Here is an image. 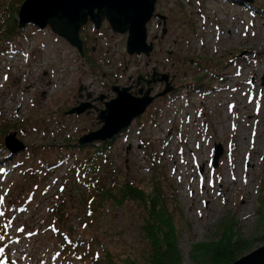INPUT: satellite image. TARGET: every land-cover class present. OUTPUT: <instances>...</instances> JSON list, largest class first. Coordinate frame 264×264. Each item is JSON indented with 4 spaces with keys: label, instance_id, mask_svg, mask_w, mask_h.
Listing matches in <instances>:
<instances>
[{
    "label": "rangeland",
    "instance_id": "1",
    "mask_svg": "<svg viewBox=\"0 0 264 264\" xmlns=\"http://www.w3.org/2000/svg\"><path fill=\"white\" fill-rule=\"evenodd\" d=\"M250 4L264 12V0ZM154 10L163 21L153 19L147 25L148 40L154 43L148 57L126 54V35L105 26L101 36L87 42L93 68L49 28L29 25L7 40L0 34V139L14 133L25 145L22 153L13 155L0 146V264H87L66 254L60 233L87 239L96 249L102 242L108 250L118 246L143 251L135 207L116 209L109 204L100 209L97 221L89 219L80 194L84 183L69 166L84 158L90 144L83 150L63 146L67 139L75 141L99 127V111L65 114L85 92L113 99L111 86H128L151 70L169 73L173 91L154 100L114 138L94 179L106 187L112 174L120 172L144 189L157 179L177 222L179 264H215L197 253V245L215 246L228 236L241 240L242 247L229 257V264L264 246V224L256 213L264 175V15L232 0H157ZM164 27L167 32L160 41ZM90 29L83 35L91 36ZM162 88L154 85L151 94ZM241 89L256 95V111L263 121L258 138L252 139L253 161L244 172L246 164L236 159L240 144L224 117L229 110L223 100L227 93L231 102L239 101ZM217 145L221 157L213 167ZM65 152L72 156L46 173L43 165ZM230 173L246 183L233 185ZM188 180L193 191L186 188ZM202 185L207 190L203 195ZM60 204L65 209L61 227H55L52 209Z\"/></svg>",
    "mask_w": 264,
    "mask_h": 264
},
{
    "label": "trees",
    "instance_id": "2",
    "mask_svg": "<svg viewBox=\"0 0 264 264\" xmlns=\"http://www.w3.org/2000/svg\"><path fill=\"white\" fill-rule=\"evenodd\" d=\"M22 1L0 0V34L3 39H10L12 36H16L17 31H19L16 28L17 19L15 17ZM247 6L254 9L255 12L264 15V12H261L260 9H256L252 5ZM104 27L105 25L99 31L95 30L93 26L88 27L91 28V36L83 35L88 29L87 27L83 26L80 28L79 36H81L83 46L81 57L91 68L94 66V61L86 55L87 52L88 54L92 52L87 42L93 38V35L101 36L100 34ZM66 142L65 146H63L64 149L77 147L75 141L67 139ZM112 142L113 140H107V142H101L95 146L90 145L84 158L72 162L71 170L84 183L83 192H80V194L83 196V204H85L91 221H97L103 211L102 208L109 206V204L116 209L126 208V204L129 208H136L137 215H135V219L142 223L139 232L141 233L142 242L145 243L143 251L134 253V251H124V248L121 249L118 246L108 250L107 246L102 242L98 243L100 248L96 249L87 239H72L71 236L67 237L64 233V235L60 234V237L64 239L63 243L65 246L64 244L63 246L67 249L65 251L66 254L77 257L79 260L83 259L87 264H179V252L177 251L179 231L176 228L177 222L173 220L172 213L165 205L164 192L160 190L158 180L152 178L151 184L147 187L148 189H144L137 187L131 181H126L120 172L112 174L110 183L106 187L103 186L99 179H94L93 176L99 170L100 159L104 160L106 158L107 149ZM0 146H3L2 139H0ZM77 148L83 150L82 146ZM70 156H72L71 152L60 153L54 163H45L43 165L45 171L52 173L56 166L65 163ZM259 185L258 195H260V199L256 205V213L259 216V221L264 224V175L260 178ZM174 192L175 190L173 189L172 196ZM63 209H65L64 205L61 204L52 209V215L55 217V227H61L58 223L62 222L63 216L61 212H63ZM240 245L241 240L234 241L228 236L225 240L223 239V241L217 243V245L215 244V246L213 244L197 245L201 249L197 247L198 250L196 251L197 253H203L202 256L206 258H211L215 264H229V257L234 256V253L241 250L242 247Z\"/></svg>",
    "mask_w": 264,
    "mask_h": 264
},
{
    "label": "water",
    "instance_id": "3",
    "mask_svg": "<svg viewBox=\"0 0 264 264\" xmlns=\"http://www.w3.org/2000/svg\"><path fill=\"white\" fill-rule=\"evenodd\" d=\"M157 0H23L17 10V28L23 29L27 24L36 28L46 29L56 37L62 38L68 46L76 49L77 54H82V42L79 36L80 28L92 24L94 29L99 30L104 21L108 24L111 32L119 35L126 34L125 52L128 55H141L148 57L152 52V44L146 43V28L148 21L154 14V4ZM237 1V0H236ZM250 3L251 0H238ZM163 21V18L160 17ZM165 88L157 95L151 96L147 88L139 96H133L130 87H114L111 91L114 99L105 101L103 110L96 114L99 127L96 131L85 133L80 136L77 145L86 146L96 142H107L114 139L122 130H126L131 121L137 119L147 110L148 105L157 97L166 96L173 86L168 84L165 77ZM150 81H147L148 84ZM152 82H155L154 80ZM103 101V98L100 97ZM89 104H79L70 109L66 114H83ZM16 134H7L3 137L5 149L13 155L23 151L25 147L16 140ZM212 166L216 167V161L221 157L219 145L214 148ZM232 264H264V246L250 252L249 255L240 257Z\"/></svg>",
    "mask_w": 264,
    "mask_h": 264
},
{
    "label": "bare ground",
    "instance_id": "4",
    "mask_svg": "<svg viewBox=\"0 0 264 264\" xmlns=\"http://www.w3.org/2000/svg\"><path fill=\"white\" fill-rule=\"evenodd\" d=\"M244 70V69H243ZM247 71V70H246ZM246 73V72H245ZM245 78V74L243 76ZM241 77V78H243ZM228 80V79H227ZM242 84V83H241ZM245 85V84H244ZM247 86V85H246ZM243 88V87H242ZM247 88V87H246ZM263 89H264V85H263ZM247 91V90H246ZM248 92V91H247ZM250 92H248L249 94ZM246 92H243V89L239 90V93H238V96L240 97V100L239 101H236V102H231L230 99H229V94H225L223 95V100H227V103H228V110H229V113L227 115L226 112V115H224V117L226 118V122L228 120V125L230 127V130L233 131V129L236 131L235 135L238 139V144H240V147H238L237 149L240 150L239 152H235V154H237V160L240 162V163H243V164H246L245 168H242V171L244 172L245 170H247L248 166L250 165V161H253L252 157H254L253 155H255L254 151H253V147H254V144L252 143V139H254L255 136H257V131H258V128H259V125L261 124L260 122H263L259 119L258 115V111H256V107L258 106V102L255 101L254 97L252 96H249ZM232 97V95H231ZM232 99V98H231ZM263 100V99H262ZM227 105V104H226ZM224 106V105H223ZM262 108V107H261ZM264 108V107H263ZM264 114V113H263ZM261 116V115H260ZM194 117V116H193ZM234 117H237V121H234ZM263 117V116H262ZM224 118V119H225ZM193 119V118H192ZM195 120V119H194ZM193 120V122H195ZM264 120V119H263ZM237 122V123H236ZM240 123V124H239ZM260 130V129H259ZM245 132L246 133V136L242 133V132ZM194 137V135H193ZM209 138V137H208ZM207 138V139H208ZM258 138V136H257ZM256 138V139H257ZM255 139V140H256ZM191 140V139H190ZM193 140V139H192ZM244 140H245V143H244ZM254 141V140H253ZM195 141H191L192 143V146H193V143ZM259 144V143H258ZM239 146V145H238ZM194 150V149H193ZM257 150V149H256ZM189 151V155H191L190 153H192L190 150ZM202 153V152H201ZM204 153V152H203ZM181 155V154H180ZM201 156V155H200ZM190 157V156H189ZM194 157V156H192ZM251 158V159H250ZM232 161V160H231ZM237 162V161H236ZM205 163V162H204ZM233 163V162H232ZM232 165V164H231ZM252 165V164H251ZM254 165V164H253ZM176 166V165H175ZM225 167V166H224ZM229 167V166H227ZM240 167V166H238ZM250 167V166H249ZM237 168V167H236ZM235 168V169H236ZM225 169V168H224ZM230 169H232L230 167ZM251 169V168H250ZM175 170V168H174ZM241 170V169H240ZM231 171V170H230ZM233 172V171H232ZM239 172V171H238ZM237 172V173H238ZM176 173V172H175ZM241 173V172H239ZM248 173V172H247ZM211 174V173H209ZM231 176H232V179L230 183H232L233 185H235V183H237L238 181L245 184L247 180H245V178H241L242 175L240 176L241 179H239L237 176L234 177L232 175V173H230ZM206 175V174H205ZM228 175V174H227ZM226 175V176H227ZM249 175V174H248ZM179 177V176H178ZM186 177V176H185ZM219 178V177H218ZM248 178V177H247ZM206 180V179H205ZM204 180V181H205ZM219 180V179H218ZM189 181V180H188ZM187 181V184L186 185V188H189L190 190L193 191V189L191 188V182L192 181H189L188 183ZM201 181V180H200ZM207 181V180H206ZM209 181V180H208ZM185 182V181H184ZM215 182V181H214ZM194 183V182H193ZM220 183V182H219ZM249 183V182H248ZM195 184V183H194ZM193 184V186H194ZM222 184V183H221ZM239 184V183H238ZM221 187L224 188V190L226 189V185H221ZM202 191H200V194L203 195L205 193L206 188H204V185H202ZM233 188V187H232ZM245 188V187H244ZM241 189V188H239ZM237 190V189H236ZM235 190V191H236ZM226 191V190H225ZM237 192V191H236ZM240 192V191H238ZM249 193V192H248ZM240 194V193H239ZM243 194V193H242ZM196 196V195H195ZM191 199V198H190ZM194 201H195V198H193Z\"/></svg>",
    "mask_w": 264,
    "mask_h": 264
},
{
    "label": "flooded vegetation",
    "instance_id": "5",
    "mask_svg": "<svg viewBox=\"0 0 264 264\" xmlns=\"http://www.w3.org/2000/svg\"><path fill=\"white\" fill-rule=\"evenodd\" d=\"M166 32H167L166 31V28L164 27V31H163V29L161 30V33H163V34L159 36V38H161L160 41L163 40V38L166 35ZM147 41L150 42V43H152V41L148 40V37H147ZM152 44H154V43H152ZM135 57L136 58H140L142 56L141 55H137ZM139 77L140 78L135 79V83H131V82L128 83V86L130 87L129 91H130V93L133 96H139L140 95L139 93L140 92L141 93H144L147 88H149L150 91H151L152 88L154 87V85H157V84H160V85H163L164 86V83H162L163 81H158L161 77H165L167 79V82L169 83V81H170V83H171L170 74L169 73L162 72V71H160V72H154L153 70H151V73L150 74L147 73L145 77H142V76H139ZM129 79H131V78L129 77ZM148 79H150L149 80L150 82L147 84L146 82H147ZM153 80L155 82H152ZM104 86L106 87V84ZM115 86L116 87H120V88L122 87L119 84H116ZM115 86H111V87L109 86V87L112 90ZM128 86H126V87H128ZM144 86H145V88H144ZM122 88H125V87H122ZM85 89H87V88H84V90ZM111 93H112V91H111ZM100 97L103 98V101L100 100L99 96H93L92 93H90V91L89 92H85V94H84V96L82 98L83 100L76 101L73 104V107L76 106V105H79V104L81 105V104H84V103H87L88 102L89 108H87V110L83 113V115L84 114H89L90 112L93 113L95 111H100L103 108V104L105 103V101H108L109 100V98H107L106 95H104V96L101 95ZM84 100H86V101L84 102ZM98 103H100L102 105V108L101 109L97 107V104Z\"/></svg>",
    "mask_w": 264,
    "mask_h": 264
}]
</instances>
